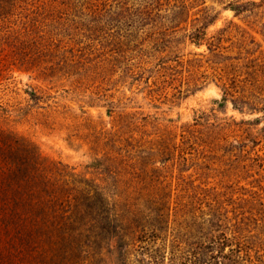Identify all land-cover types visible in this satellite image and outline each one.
<instances>
[{"label": "rangeland", "instance_id": "rangeland-1", "mask_svg": "<svg viewBox=\"0 0 264 264\" xmlns=\"http://www.w3.org/2000/svg\"><path fill=\"white\" fill-rule=\"evenodd\" d=\"M262 32L264 0H0V264H264V99L222 88Z\"/></svg>", "mask_w": 264, "mask_h": 264}, {"label": "trees", "instance_id": "trees-1", "mask_svg": "<svg viewBox=\"0 0 264 264\" xmlns=\"http://www.w3.org/2000/svg\"><path fill=\"white\" fill-rule=\"evenodd\" d=\"M251 3H256V2L252 1ZM230 5H232V7L237 13L242 12L243 5H234V4H230ZM225 31H226V28L222 27V28L217 29L215 33L209 34L207 27H204V25H200V26H197L195 30L191 33V35L189 36V39L192 43H196L199 46L201 44H206L210 52L217 53V50L220 49L221 47L226 48V46L222 44L223 34ZM262 34L264 35L263 32ZM251 41L256 42V37H253ZM259 46H261L260 42H259ZM45 48H47L46 44L45 46H43L42 49H45ZM195 53L198 54V53H203V52H195ZM236 59H238V63H239L241 61V56L231 58L230 65L232 66V70L234 71L235 74L232 75L231 77L226 78V80L222 82L223 99L227 100L229 96H231L234 102H236V100L240 98L241 92L248 91L249 92L248 94L243 93L242 95L243 98L244 97L247 98L248 101L251 103L254 102L255 104H258V105L261 104L264 99V92H263L264 86L259 85L262 82V80L260 78H256L255 74L258 73V70H261L262 72H264V67L258 66L254 62L253 63L245 62L243 63V65H241L244 69L241 71L240 69L236 68L238 66V64L235 63ZM240 83H243L244 85L240 86ZM256 98H259L260 100L257 102ZM261 108L264 110V104L261 106ZM132 130H134V128ZM100 135H101V138H107V140L112 141L114 144H117V139L115 138V136L117 135V132H113L112 130L107 129V128L106 129L102 128V131H100ZM129 138L133 139V135H130ZM129 138H127L128 143L125 144L126 146L119 145V147H117V153L119 155L124 156V158L121 159V162L126 163V164H129V162L131 160H134L136 157V155L130 152V147L131 149H135L137 147L136 150L138 149L141 150L140 146L143 145V144H139L140 140H137V143H132L133 140L131 141ZM128 145L130 146L128 147ZM143 151H145V149H143ZM114 158H118V155H115ZM10 163L11 162L7 160L6 156H4L0 152V170L2 171H6L9 169L11 170ZM151 172H152V175H154L152 177H156L154 168L151 169ZM100 209L102 211H106V206L103 205L101 206ZM159 211H160L159 215L161 218L160 221L162 222L164 221V217H165L164 207H160ZM220 221H222L220 217L217 220H215V218H210L208 222L200 221L201 224H199V229L197 228V230L202 232L201 237H208L211 243L213 244L217 243V241H220L222 244L228 242L230 237L225 232H220V234H216V233L213 234L210 231V230L220 229L219 226L222 225ZM148 225H151V224L150 223L143 224L141 227L139 226L140 228H136L137 231H140L137 234L139 240H146L148 236H151L149 235V232L151 231L153 235H156L155 233L156 229L149 231L147 229ZM186 229H187L188 234H191V235L195 234L194 232L196 231L195 227L192 226ZM217 238H220L221 240H217ZM205 243H208V242L207 241L201 242L202 245L206 246ZM181 263L183 264V262ZM191 263L192 264H207L206 262H201L200 257H199V252L195 254L193 258H191Z\"/></svg>", "mask_w": 264, "mask_h": 264}]
</instances>
